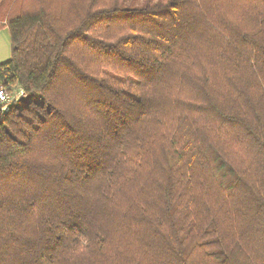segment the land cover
I'll return each instance as SVG.
<instances>
[{
    "label": "trees",
    "instance_id": "16d2710c",
    "mask_svg": "<svg viewBox=\"0 0 264 264\" xmlns=\"http://www.w3.org/2000/svg\"><path fill=\"white\" fill-rule=\"evenodd\" d=\"M0 264H264V0H0Z\"/></svg>",
    "mask_w": 264,
    "mask_h": 264
},
{
    "label": "built area",
    "instance_id": "2783aa9c",
    "mask_svg": "<svg viewBox=\"0 0 264 264\" xmlns=\"http://www.w3.org/2000/svg\"><path fill=\"white\" fill-rule=\"evenodd\" d=\"M21 88H15L12 91H7L5 88H0V110H6L9 104L16 103L24 97Z\"/></svg>",
    "mask_w": 264,
    "mask_h": 264
},
{
    "label": "crops",
    "instance_id": "0c3cea01",
    "mask_svg": "<svg viewBox=\"0 0 264 264\" xmlns=\"http://www.w3.org/2000/svg\"><path fill=\"white\" fill-rule=\"evenodd\" d=\"M6 29L0 30V64H3L11 58V44Z\"/></svg>",
    "mask_w": 264,
    "mask_h": 264
}]
</instances>
